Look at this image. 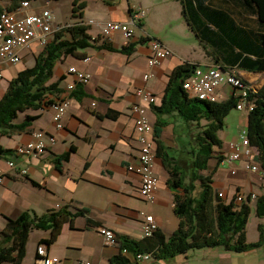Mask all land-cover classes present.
Returning <instances> with one entry per match:
<instances>
[{"label": "crops", "instance_id": "1", "mask_svg": "<svg viewBox=\"0 0 264 264\" xmlns=\"http://www.w3.org/2000/svg\"><path fill=\"white\" fill-rule=\"evenodd\" d=\"M221 4V0H213ZM9 5V1H8ZM3 0L0 6L7 9ZM93 8V9H92ZM96 9V10H94ZM91 10V11H90ZM144 10L141 15L140 11ZM27 12H33L26 10ZM232 11V10H231ZM228 12V11H227ZM133 14H139L134 37L126 39L115 32L109 37L101 34L98 22L105 20L127 21ZM236 24L253 31H260L262 26L257 15L243 10L230 13ZM83 22L93 19L88 25L87 33L96 38V44L106 41L112 48L86 47L77 52V56L67 55L59 58L53 67L48 84L58 83L60 95H66L68 105L62 117V128H57L53 121L52 109L48 106L40 109H27L18 113L14 122L23 121L26 115L35 118L22 131H12L8 135L0 134V145L13 149L8 159H14L16 167H26L27 173L19 175L17 170L6 165V156L0 154V167L6 172L0 187V232L6 217H15L23 211L42 215L49 209H56L65 204L70 207H85L87 216L99 226H105L117 235H125L131 239H140L141 212L152 214L158 229L165 235L172 233L178 226L179 218L173 209V191L167 184L168 172L156 154L154 172L158 179L156 197L153 202H145L139 196V176L130 166L138 162L139 146L134 128V115L131 106L135 101L134 90L142 85V75L151 73L144 83L151 90L153 100L148 106V117L154 127H159L158 141L162 151L178 155L192 144L196 127L185 121L176 111L156 110L166 93L167 81L172 69L185 62L200 66L223 64L234 67L238 73L256 87L264 83V72H252L230 65L223 59L218 50L200 40L187 24L182 13L179 0H116L107 4L103 0H94L83 9ZM96 31L91 33V29ZM150 35L167 46L172 54L164 58L157 66H149L147 59L149 46L145 42H137L139 38ZM132 44L127 51L123 47ZM43 46L34 42L22 52L20 64H9L0 60V98L8 87L9 80L18 71L32 66L35 56L43 50ZM234 48L232 51H237ZM254 57V56H250ZM90 74L88 81L76 82L68 67ZM70 83L81 85L83 96L76 98L66 91ZM232 92L221 94L227 98ZM50 98L57 95L50 94ZM45 133L47 147L32 157L16 155L15 148L27 142L34 131ZM50 136L53 141H50ZM69 157L57 161V158L70 150ZM229 162L228 168L222 161L213 175V187L222 198L229 202L238 191L254 193L253 189H244L258 180L255 173L253 179H244L249 170L244 162ZM235 169L236 173H231ZM235 186V192L229 201L228 185ZM141 202V203H140ZM86 216H78L71 227L69 222L63 224L57 239L48 246V255L57 253L61 258L59 264H76L79 259L90 260L93 264H101L117 251V247L104 244L103 237L95 226H88ZM94 233L99 241L92 242L89 233ZM49 232L42 230L36 242L47 238ZM63 241L61 250L55 249L59 240ZM36 245V247H37ZM36 247L31 251L28 264L36 262ZM26 249L25 257L28 256ZM243 254V255H241ZM251 255L252 262L244 255ZM264 264V240L248 251L234 252L220 247L190 249L170 259L149 258L133 264ZM21 264H24V260Z\"/></svg>", "mask_w": 264, "mask_h": 264}, {"label": "trees", "instance_id": "2", "mask_svg": "<svg viewBox=\"0 0 264 264\" xmlns=\"http://www.w3.org/2000/svg\"><path fill=\"white\" fill-rule=\"evenodd\" d=\"M7 9H13L22 0H8ZM112 4L116 0H103ZM187 24L196 36L206 44L216 48L218 53L230 65L252 72H264V0H179ZM86 0H73L71 15L76 21L56 32L43 50L35 56L32 66L25 67L9 80L8 87L0 98V134L8 135L12 131L25 130L35 118L26 115L23 121L14 122L18 113L27 109H40L48 106L55 99L50 94L60 92L57 82L47 83L52 76L55 62L62 56H77L80 49L86 47H112L106 41L96 44L97 39L88 33V24L83 22V9ZM4 8L0 6V12ZM235 10L252 12L257 15L262 26L260 31H253L236 24L230 13ZM228 11V12H227ZM139 38L137 42H145ZM132 44L123 47L127 51ZM238 50L233 52L232 50ZM254 56V57H250ZM219 64V63H216ZM223 67L234 68L219 64ZM196 63L185 61L175 66L166 86V93L156 110L176 111L185 121L197 127L192 144L178 155L162 151L163 146L157 140L159 127H154L156 154L160 156L163 166L169 174L167 184L173 191V209L179 218L177 228L165 235L155 230L150 236L131 239L125 235H116L121 248L131 253L150 252L152 258L170 259L190 249L220 247L224 250L242 252L258 246L264 240V227L259 224V240L249 244L245 240V226L249 213L250 198L240 203L233 199L226 202L213 187V174L224 160L221 152L214 150L220 144L216 132L223 127L224 117L236 106L237 98L231 93L227 98L209 101L190 96L182 86L190 76ZM81 85L77 84L69 92L71 96H83ZM254 107L247 111L246 132L250 145L258 151L257 161L264 170V83L250 94ZM204 121V123H203ZM200 128V129H199ZM69 151L61 154L57 161L69 157ZM13 149L0 145V154L11 155ZM216 159L209 172V159ZM85 207H70L65 204L56 209H49L42 215L23 211L15 217H6L5 225L0 232V264H21L26 253V244L32 230H47V238L39 240L50 246L58 237L64 223L73 221L78 216H86L88 226L98 227L96 221L87 216ZM256 214L264 215V196L256 197ZM116 262L127 264L128 258L114 257Z\"/></svg>", "mask_w": 264, "mask_h": 264}, {"label": "built area", "instance_id": "3", "mask_svg": "<svg viewBox=\"0 0 264 264\" xmlns=\"http://www.w3.org/2000/svg\"><path fill=\"white\" fill-rule=\"evenodd\" d=\"M29 0L20 1L19 5L13 9L4 8L0 12V60L9 64H16L21 61L22 52L29 48L32 43L37 42L41 46H45L56 32L61 31L66 25L63 23H55L53 21L52 12L49 8L44 7L39 11L27 12ZM144 14V10L140 11ZM140 15L133 14L127 21L105 20L98 22L101 34L109 37L115 32L121 33L126 39L134 37V27L137 26ZM86 24L94 23L93 19H88ZM149 46L148 65L157 66L161 61L172 54V51L165 46L160 40L150 35H145ZM68 72L72 73L76 82L84 83L90 78V74L77 69L75 66L68 67ZM0 71V79L2 78ZM151 76V73H144L142 81L145 83ZM138 86L134 90L135 101L131 106L134 115V128L136 140L139 146L138 162L135 166H130L139 176V196L145 202H153L156 197L158 179L154 172L155 161V140L153 135V126L148 117V106L153 100V94L145 84ZM223 84H229L236 98V108L251 110L254 102L250 98V94L254 93L257 87L246 81L235 68L223 67L219 64L207 66L197 65L193 72L182 83L185 91L193 97L199 99L218 101L221 93L217 91L218 87ZM75 84L70 83L66 86V91L70 92ZM68 105L66 95H60L52 103L48 105L52 109L53 121L57 128H62V117ZM50 141L53 137L50 136ZM47 147L45 133L41 130L34 131L31 138L18 145L15 148L16 155L22 157L36 156ZM230 155L228 161H243L245 169L258 175V179L264 184V170L257 161L258 151L256 147L250 145L246 129H242L238 134V139L233 140L229 144ZM224 161V160H223ZM6 165L15 168L19 175L27 173L26 167H16L14 159H7ZM231 173L235 174L236 170L232 169ZM6 172L0 167V187L5 178ZM222 196V193H219ZM247 197L256 198L254 193H249L246 197L243 192L238 191L234 194L235 203H240ZM174 206V203H173ZM141 229L142 237L150 236L158 229V223L155 217L147 212H141ZM99 235L103 237L104 244L117 247V251L113 253L107 261L101 264H120L116 262L114 257L128 258L127 264L140 262L145 259L152 258L150 252L131 253L126 248H121L117 241L114 231L105 226L96 228ZM36 262L38 264H59L60 259L55 256L48 255V246L39 243L36 247ZM76 264H93L90 260L79 259Z\"/></svg>", "mask_w": 264, "mask_h": 264}, {"label": "rangeland", "instance_id": "4", "mask_svg": "<svg viewBox=\"0 0 264 264\" xmlns=\"http://www.w3.org/2000/svg\"><path fill=\"white\" fill-rule=\"evenodd\" d=\"M3 1L5 2V5H8V0H3ZM87 1L90 4L94 3V0H87ZM97 1L99 2V0ZM72 2L73 0H29V5L27 9L29 11H39L42 8L47 7L51 10L53 21L55 23H63L64 25L69 26L76 21V18H74L71 15ZM95 31H96L95 28L91 29V33H94ZM18 64H20V62ZM230 89L232 88L229 84H223L218 87L217 91L221 94H226L227 92H229ZM246 124H247V111L245 109L240 110L234 107V108H231L229 112L225 115L223 127L216 132V136L219 139L220 144L214 147V150L216 152H221L225 157L224 158L225 165L221 167H224L226 169L228 168V165H229L228 157L230 155L229 144L231 141L238 139L239 132L242 129H246ZM195 129L197 131V127ZM215 163H216V159L210 158L208 162L209 169L204 170L203 173L209 172V170L212 167H214ZM254 174H255L254 172L249 171L248 176L245 177L244 179L246 178L253 179ZM213 180H214V177H213ZM213 184L215 185V181H213ZM243 184L245 186L244 189H253V192H255L258 196H264V184L261 183L259 179L256 180L251 186L246 185L245 180L243 181ZM227 188L229 189V195L226 200L229 201L232 194L235 192L236 188L232 184L228 185ZM244 195L246 197L248 195V191L245 192ZM248 204H249V213H248L247 223L245 226L244 233H245L246 242L249 244H252L259 240L260 234H259L258 225L261 224L264 227V215L259 216L256 214V198L250 199ZM40 233H42V230H39V229H34L31 231L27 244H26L28 256L26 257L24 256L23 258L24 264L29 263V260L31 258V251L36 247L37 245L36 239H37L38 234ZM62 239L64 238H61V240L57 242L55 249L61 250L63 248ZM89 239L92 242L99 241L98 237L93 232L89 233ZM255 247H251L249 249H252ZM249 249L244 250L243 253L245 251H248ZM51 256H55L58 259L61 258L57 253H52ZM243 257H245V259L252 262V259H251L252 257L250 254L244 255ZM2 264H9V263L5 262ZM234 264H238V263L234 262Z\"/></svg>", "mask_w": 264, "mask_h": 264}]
</instances>
